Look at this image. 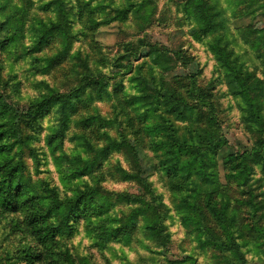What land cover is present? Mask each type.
I'll use <instances>...</instances> for the list:
<instances>
[{
  "label": "rangeland",
  "instance_id": "1",
  "mask_svg": "<svg viewBox=\"0 0 264 264\" xmlns=\"http://www.w3.org/2000/svg\"><path fill=\"white\" fill-rule=\"evenodd\" d=\"M187 1L0 0V264H264V179L235 177L257 128L222 64L262 82L264 118V0L199 3L210 33ZM209 116L211 183L166 176L168 145L207 148Z\"/></svg>",
  "mask_w": 264,
  "mask_h": 264
},
{
  "label": "trees",
  "instance_id": "2",
  "mask_svg": "<svg viewBox=\"0 0 264 264\" xmlns=\"http://www.w3.org/2000/svg\"><path fill=\"white\" fill-rule=\"evenodd\" d=\"M188 2V4H186ZM183 4V9L184 12H188V7H190L189 11L191 10V16L194 18L195 24H199L202 26V30L204 33H210L214 30V27L211 26L212 23L208 21L209 17L208 14L204 13L203 8L199 7L200 4H204L205 8L207 7L206 0H192V1H187ZM187 7V8H186ZM209 8H212L210 3L208 5ZM209 10V9H208ZM50 25L48 27H45L43 31L39 32V38L42 37L44 34L49 33L52 30H58L59 29V24L57 23H49ZM125 47H131V45H126ZM152 51L151 48L148 50V54L151 55ZM158 51V49H157ZM129 53V52H128ZM147 55L146 57H150ZM229 57L226 59L222 60V64L231 70V75L230 78H227L226 84L229 87H232L233 91H235V95L240 98V101L243 104V108H241L242 113L244 116L243 117V122L246 124H250V127L257 128L255 133H257V137L253 141L252 144V149L251 151L247 154L245 152H242L239 154L236 160L235 164V169H237V172L235 174V177L238 179V185H242L248 180V176L250 172L254 171V169H257L261 177L264 179V118L260 115V106L257 102H254L256 100V95L252 94L251 91L253 89H256L257 86L261 87L262 82L259 81L258 79H255L252 82H249V79L251 78L249 74H246L245 76H240L239 73H236L234 69L231 67L229 63ZM254 79V77L252 78ZM251 79V80H252ZM164 91V90H163ZM260 95V94H259ZM264 96V95H262ZM161 101H165L168 99L170 104H174V95L170 94L169 92H162L160 96H158ZM54 98V100H51ZM57 97H51L45 100L44 104H40L41 107H49V101L51 104L55 102V99L58 100ZM146 98H150V96H146L144 94L141 95V97H138V99H143L142 103L146 102ZM153 99L149 102V105L151 106L153 104ZM179 105H183V102L181 100H178ZM38 105V104H37ZM36 106H32V103H30L27 107V110L23 111L20 113L24 117V115H30L32 122L36 125H39L41 123L42 117L36 118L38 115L36 112L40 109L39 107L37 108ZM177 106V105H176ZM248 108V109H246ZM147 115V112H146ZM208 122V123H207ZM207 127L204 129L203 133H207L205 137L207 138L206 140V146L204 150L199 152L198 146L194 147L196 152H194V155L190 156L188 160H180V154L179 153H187L188 149H183V139L178 140L175 143H172L168 145V150L167 154L162 155V160L160 162L162 164L159 165V168L161 169V172L164 171L166 176L168 177H173V176H179L183 179L182 175L184 173L185 179L194 181L196 177L198 179H201L202 182L206 183H211V176L208 174V167L209 163H213L210 158L212 153H217L219 149L225 145V142L221 140L220 138L216 139L214 138V134L216 132L215 125L216 123L213 122V119L209 116L207 119ZM252 129V130H253ZM200 144V140L198 141ZM187 147L190 146L189 150L193 151V147H191V144H186ZM158 149H161L158 147ZM215 151V152H214ZM198 154L201 155L198 157ZM215 155V154H214ZM78 159H80L78 157ZM232 158H230L231 161ZM166 165H168L166 167ZM214 165V164H213ZM163 173V174H164ZM179 174V175H177ZM189 175H192L189 177ZM165 176V177H166ZM122 177L125 178H131L132 176L129 175H124ZM233 178V176H230ZM174 178V177H173ZM184 179V180H185ZM234 180V179H233ZM235 181V180H234ZM235 181V182H236ZM13 184L7 185V192H11L13 189ZM1 189V188H0ZM6 192V191H5Z\"/></svg>",
  "mask_w": 264,
  "mask_h": 264
}]
</instances>
